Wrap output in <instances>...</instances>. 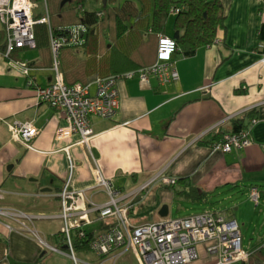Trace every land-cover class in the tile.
I'll return each mask as SVG.
<instances>
[{
    "label": "crops",
    "instance_id": "0c3cea01",
    "mask_svg": "<svg viewBox=\"0 0 264 264\" xmlns=\"http://www.w3.org/2000/svg\"><path fill=\"white\" fill-rule=\"evenodd\" d=\"M220 1L225 22L216 39L192 56L174 55L179 74L174 82L160 84L152 75L146 80L120 78L118 109L111 118L90 116L92 134L84 146L77 145L76 134L63 132L67 124L63 109L37 111L36 89L52 83L56 72L30 68L28 63L39 57L37 53L29 60L21 51L6 57V33L0 21V119H30L39 131L30 145L22 147L0 131V209H17L27 215L0 214V264L98 261L92 251L77 252L73 259L58 233L67 222L61 218L56 191L69 177V162L74 168L73 190L96 188L97 174L113 187L115 180L124 181L120 187L116 182L115 190L130 198L134 194L127 209L133 226L158 220L161 205L171 208L186 200L188 191L195 196L202 192L223 195L227 202L233 201L235 191L252 200V188L264 191V40L258 34L264 23V0ZM23 65L30 69L28 73ZM89 89L94 94L93 81ZM251 110L245 119L250 124L244 148L223 152L202 143L223 130L230 131L231 120L244 118ZM161 177L176 182L166 184ZM91 192L87 198L98 202L100 195ZM72 198L68 206H90L86 194ZM260 200L264 201V193ZM99 211L79 224L80 229L98 231V226L90 231L87 227L104 221ZM115 221L104 222L117 227ZM116 262L140 264L135 246Z\"/></svg>",
    "mask_w": 264,
    "mask_h": 264
},
{
    "label": "built area",
    "instance_id": "2783aa9c",
    "mask_svg": "<svg viewBox=\"0 0 264 264\" xmlns=\"http://www.w3.org/2000/svg\"><path fill=\"white\" fill-rule=\"evenodd\" d=\"M32 0H0V21L7 29V45L4 55L8 57L17 48H33L34 33ZM46 20V19H45ZM59 42L51 38V49L53 53L54 70L56 72L52 83L36 89V109L40 113H47L51 109H63L66 112L67 124L63 132L79 134V142L87 145L92 128L90 116L96 115L103 118H111L119 107V92L116 83L120 78L138 77L146 80L148 76H154L160 84L174 82L179 78L175 69L174 53L176 43L170 36H161L158 43L156 61L144 69L137 72L128 71L122 75L106 76L96 79V91L90 94V84L75 83L67 85L63 76L57 71L58 62L56 60ZM28 73L30 69L22 66ZM0 130L7 132L13 140L24 146L30 145L39 131L34 122L30 120L0 119ZM69 130V131H68ZM248 130L240 132H221V134L211 143L213 150L231 152L233 149H242L248 140L246 134ZM70 162V168L72 169ZM164 183L175 184V178L161 177ZM154 180V179H153ZM68 185V184H67ZM108 189L113 193L118 192L110 183ZM95 187V186H94ZM107 187V186H106ZM68 187L64 188L61 203L64 214L68 206L67 198L77 196L76 192L68 194ZM79 192L84 190L78 189ZM61 196V193H60ZM251 196L256 204L259 203L260 194L257 188L251 189ZM115 201V198L113 199ZM113 200L108 199L100 205V215L118 213ZM109 207V208H107ZM0 209L2 215H13L21 217L17 210ZM69 210V211H70ZM23 215V213H22ZM25 215V214H24ZM127 218V214H124ZM121 226L117 221L110 231L97 234L91 240V248L98 256H105L116 245L126 243L128 246H136L140 252V264H190L204 255L208 261L204 264H239L247 259V252L242 248V237L238 223L235 219H226L223 216H216L211 213H197L185 217L169 218L163 217L158 220L144 223L137 226L128 225V221L121 218ZM114 227V228H113ZM84 234V230L82 231ZM69 240V254L75 259L70 231H66ZM81 235V233H79ZM51 249L58 251L57 248ZM127 251V249H124ZM115 253H112L114 255ZM109 255V254H108ZM114 260L115 257L109 255ZM90 263V262H88ZM103 264V263H90Z\"/></svg>",
    "mask_w": 264,
    "mask_h": 264
},
{
    "label": "trees",
    "instance_id": "16d2710c",
    "mask_svg": "<svg viewBox=\"0 0 264 264\" xmlns=\"http://www.w3.org/2000/svg\"><path fill=\"white\" fill-rule=\"evenodd\" d=\"M62 1L32 0L35 19L33 48L39 51L40 56L28 64L30 68L53 69L51 38L56 39L59 42L57 71L67 85L91 84L101 77L122 75L128 71L137 72L149 67L157 59L161 36L173 38L176 43L174 55L178 53L182 57L192 56L200 47L208 46L216 39L225 22L220 0H68L61 5ZM41 4L44 14L36 10ZM3 32L7 34L5 26ZM258 34L264 40V23ZM3 35L5 50L7 35ZM22 49L26 48L15 49L8 58ZM251 115L252 110L246 112L244 118L232 119V128L228 132L249 130L250 121L245 119ZM220 134L221 132L213 140L202 143L211 145ZM262 193L264 191H259V201ZM190 194L188 191L184 198L211 208L210 199L213 195L206 192L199 196ZM199 213L232 218L211 209ZM102 221L96 223L99 229L104 223ZM105 225L107 230H102L101 235L112 229L109 227L112 223ZM116 230L115 227V232ZM80 231L82 232L77 228L70 232L74 250L90 252L85 250L87 246L83 244L87 242L84 239L87 236H80ZM60 237L63 244L67 238L66 232L61 233ZM90 244L89 242V246ZM245 251L247 259L239 264H264L263 243Z\"/></svg>",
    "mask_w": 264,
    "mask_h": 264
},
{
    "label": "rangeland",
    "instance_id": "374dc122",
    "mask_svg": "<svg viewBox=\"0 0 264 264\" xmlns=\"http://www.w3.org/2000/svg\"><path fill=\"white\" fill-rule=\"evenodd\" d=\"M36 10H40L43 14H44V7L42 6V4L40 6L37 7ZM22 53H24V59L25 60H29L31 58L32 53L34 54H38L39 51L36 50V48H26V49H22L21 50ZM40 56V53L38 54ZM95 84V83H94ZM95 88H96V84H95ZM96 91V90H95ZM95 93V92H94ZM67 120L69 119V116L66 118ZM1 131V130H0ZM7 136H9V139H11V141L13 142V144H15L17 147H22L24 146L23 144H18L16 143L13 138L7 133ZM78 137L79 134L75 133ZM33 141V139H32ZM31 141V142H32ZM80 140L78 139V142ZM30 142V143H31ZM82 145L84 146V143H82ZM70 165V162H69ZM72 169L69 166V177L66 180L65 185H63V187H61L58 191H56V194L60 200V205L62 207V203H61V197L62 194L64 192V188L67 186L68 187V194H71L73 192L77 193L78 195H85L86 194V198L89 196L88 194L92 191H96L97 195L99 197L98 202H93L92 200H89L88 198L86 199V202L88 204H90V206H88L85 209H79L76 207V204H73V206H71L73 210H70L69 208H67L65 211L68 212V214H64L63 211V207H62V220H64L65 222H67L66 225H62L61 230L58 232L59 234L68 231H73L76 230V228L79 226V224H82L83 221L87 218L89 219V216L94 212L93 209H95L94 214L96 213L97 210H99L100 205H102L104 202H106L108 199L113 200L115 198V207L118 210V213L114 212L113 214H108V216L111 217H107V216H102L104 217V221H108V220H112L115 219L116 223L117 221L119 222V224L123 227L125 226L124 223H122L123 220H121V218H123L125 221H128V225L133 226L130 222V220H128L124 214H127V209H128V201L131 202V198L134 196V194L132 195V197H128L125 196L126 194H124L121 191L115 192L113 193L112 190L108 189L111 185H110V180H105L103 179L99 174H97L98 176V181H96L97 186H95L96 188H93L91 191H86V192H79L78 190H73L70 185H71V180H72V175L74 173V168H73V164H72ZM120 179V178H118ZM124 180V179H123ZM116 182H117V186L120 187V185L124 184V181H118L115 180V186H116ZM68 184V185H67ZM107 186V187H106ZM146 188H148L146 186ZM81 190H86V189H81ZM98 190V191H97ZM91 192V193H92ZM142 192V191H141ZM61 193V196H60ZM234 198L233 201H225V199L223 198V195H214L211 199H210V207H213L214 209L218 210V211H222L223 213H225L227 216H234L235 219L237 220L239 227H240V231H241V235H242V248L244 250H250L251 248H253L254 246H257V244L263 243L264 245V201L260 200L259 204L260 205H255L254 201L252 200V198H249L248 196L243 195V193L241 192H234ZM73 198H67L68 201H71ZM67 203V202H66ZM234 203H237L238 205L236 206ZM68 204V203H67ZM164 205V204H163ZM161 205V207L163 206ZM168 205V204H167ZM160 207V208H161ZM206 207L209 208V205H204V204H197L196 202H193L191 200H179V202L174 203L171 208L169 206V217L170 218H177V217H184L186 215H190V214H195V213H199V212H203L206 210ZM238 207H240V209H238ZM109 208V207H107ZM3 209H10V208H3ZM17 209H13L10 211H14ZM70 210V211H69ZM18 212H16L17 214H19L20 216H27L25 213H23L22 211L17 210ZM23 213V215H22ZM25 214V215H24ZM129 216V214H127ZM13 216V215H10ZM17 216V215H16ZM101 217H99L97 220H100ZM161 217V216H159ZM103 219V218H102ZM103 221V222H104ZM155 221V220H154ZM88 223V222H87ZM105 223V222H104ZM64 227V228H63ZM97 227V224H95L94 222L90 223L87 227V230L90 231L91 229H94ZM114 228V227H113ZM102 227L100 229H98V231H91V235L88 234V239L86 240V243H83L85 246H87L85 248V250H89L90 251V246H89V242L91 237H96L97 234H100V232L102 233ZM86 234V233H84ZM92 238V239H93ZM70 238H66L65 242L63 243L65 249L67 250L69 247V240ZM128 246V241L126 243H120L118 245L115 246L114 249H112L110 252H108L109 255L115 257V264L117 263L116 260L121 257L122 255L125 254V250L124 249H129L127 248ZM136 250H137V254L141 260V256H140V252L137 249V247L135 246ZM74 252L77 254V251L74 250ZM79 252H82L81 250H79ZM127 252V251H126ZM112 253H115L114 255H112ZM105 255V256H98V261L96 263H103V264H111L112 263V259L109 257V255ZM132 254H135L134 252H132ZM208 261V258L204 255L200 256L196 261L190 263V264H204L205 262ZM123 264H127V263H123Z\"/></svg>",
    "mask_w": 264,
    "mask_h": 264
},
{
    "label": "water",
    "instance_id": "95a60500",
    "mask_svg": "<svg viewBox=\"0 0 264 264\" xmlns=\"http://www.w3.org/2000/svg\"><path fill=\"white\" fill-rule=\"evenodd\" d=\"M66 1L68 0H63L61 5H63ZM44 190H48V189H44ZM169 214V207L167 204H164L158 211V215L161 217H166Z\"/></svg>",
    "mask_w": 264,
    "mask_h": 264
},
{
    "label": "flooded vegetation",
    "instance_id": "af4514ba",
    "mask_svg": "<svg viewBox=\"0 0 264 264\" xmlns=\"http://www.w3.org/2000/svg\"><path fill=\"white\" fill-rule=\"evenodd\" d=\"M80 226L82 227V225H79L77 228H80ZM76 228V229H77ZM82 231H83V229H81ZM92 231V230H91ZM93 232V231H92ZM79 233H81V235L80 236H87L88 234H89V232H86V230L84 231V233H86V234H83L81 231L79 232ZM105 233V232H104ZM100 234H101V232H100ZM91 238H93V237H91ZM84 239L85 240H87L88 239V236H87V238L86 237H84ZM91 246V245H90ZM74 248V247H73ZM90 251H92L93 252V250H92V248H91V250ZM111 264H115V259L114 260H112V263Z\"/></svg>",
    "mask_w": 264,
    "mask_h": 264
},
{
    "label": "bare ground",
    "instance_id": "6f19581e",
    "mask_svg": "<svg viewBox=\"0 0 264 264\" xmlns=\"http://www.w3.org/2000/svg\"><path fill=\"white\" fill-rule=\"evenodd\" d=\"M24 120H26V119H24ZM28 120H30V119H28ZM30 121H33V120H30ZM69 131V130H68ZM70 133L72 132V131H69ZM69 132H67V133H69ZM77 145H82V143L81 142H77Z\"/></svg>",
    "mask_w": 264,
    "mask_h": 264
}]
</instances>
